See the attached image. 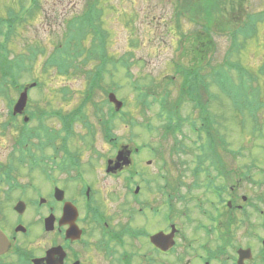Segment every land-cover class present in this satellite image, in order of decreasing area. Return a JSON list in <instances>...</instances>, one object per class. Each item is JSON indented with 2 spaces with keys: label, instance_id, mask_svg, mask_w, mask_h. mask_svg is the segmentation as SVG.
<instances>
[{
  "label": "rangeland",
  "instance_id": "374dc122",
  "mask_svg": "<svg viewBox=\"0 0 264 264\" xmlns=\"http://www.w3.org/2000/svg\"><path fill=\"white\" fill-rule=\"evenodd\" d=\"M91 2L94 4L97 2L104 11L102 27L107 31L104 30L108 36L109 56L118 60L128 57L132 63L127 69L117 65L113 73L114 77L107 76L103 80L102 86H109L108 92L102 90L103 93L96 94L93 105L87 107V118L84 120H75L76 116L71 117L81 105L83 93L88 88L87 80L81 75L66 77L52 73L49 78L42 79L43 85L36 88H30L28 85L27 102L23 108L20 106L22 109L19 111H15L16 108L9 111V103L0 100V176L6 166L15 161L18 175L16 180L23 185L31 186L26 193H21L20 190L9 193L6 190L8 186L0 180V202L4 197L5 200L9 199L10 204L25 198L31 200L35 198L34 193L39 192L48 196L54 180L56 186L67 192L66 200L73 202L76 201V191L81 185L91 183L99 190L95 194L94 203L95 207L108 218L111 225L108 230L117 229V226L125 224V227L131 226L135 229L130 231L137 232L134 236L125 238L127 250L134 254L130 264H150V258L156 255L148 247L149 239L135 236H140L139 232L143 230L153 234L157 233V230H168L164 217L171 213V206L166 202L165 193L170 191L162 189L167 181L166 178L174 186H177L181 180L188 185L191 183L188 180L189 175L182 177L183 174H179L180 179L178 175L177 181H174L175 173L169 165L181 170L180 164L196 157L201 147L198 133L203 129V137L206 141H213V145L217 139L219 144L226 142L225 147L222 146L217 152L219 157L216 154L215 157L225 160L226 181H230L231 187L239 192L238 195L236 194L237 206L246 208L243 214L242 211L237 212L242 224L238 228L227 227L225 264H230L231 256L237 255L238 250L250 248L253 253L249 261L245 259L247 264H254V261L264 264L259 253L264 249L262 246L264 214H261V211H264V117L260 116V112L257 114L260 126H263L262 135L253 134L254 124L247 123L242 129L243 117L235 115L230 102L232 95L212 86L213 100L208 105L209 94L203 85L200 92L195 95L197 100L187 97L181 94L184 91L181 87V77L174 71L175 65L178 64L181 67H196L198 70L193 74L192 79L197 78L193 80V85L195 87L201 85L202 73L199 67L206 66L211 58L214 61L213 65L222 63L230 41L215 35L210 39L203 28L194 25L187 18H181L183 31L181 32V28L176 29V23L179 21L175 18L179 7L178 0H40L39 9L29 14L33 19L28 18V25L20 30L29 42V47L44 52L38 51L36 77L40 75L41 66L55 44L65 41L68 21L80 16ZM246 7L252 13L264 12V0H247ZM258 38L259 42H249L242 59L245 67L251 71H256L264 63V31ZM91 39V35L87 36L86 40L83 36L82 52L76 55L77 57L86 55L92 47ZM14 45L13 49L20 53L22 50L20 43ZM204 73L208 74L205 71ZM226 76L229 78L227 90L236 93L242 88L246 93L247 90L241 86L239 75L235 71H229ZM30 80L24 78L21 84H31ZM132 80H138L150 90L147 107H142L138 103V92L132 86ZM202 82L204 84L206 80ZM262 87L264 88V83ZM62 88L69 90H63L65 92L63 94ZM168 91L170 93L164 95ZM112 94L121 101L126 98L127 102L124 100L126 107L122 109L117 104V99V102H112L110 100ZM159 94L165 96L166 104L160 105L157 102L161 98L157 96ZM13 97L17 100L19 93ZM198 99L203 109L200 105L196 106ZM123 111L126 115L122 116ZM206 111H210L212 121L209 117L208 120L214 127L207 122V115L204 114ZM245 112L249 117V113ZM12 113L15 121H9ZM170 114L175 117V124L168 125ZM147 126H150L152 131ZM167 128L180 130L173 134V132H165ZM215 131L216 136L213 135ZM19 132L23 133V137L25 132L29 133L24 137V145L30 149L25 150L24 154L30 153V159L37 157V160L27 161L22 166L17 164V151L14 150L17 145L15 139L19 138ZM59 147L64 151L65 158L60 161L69 168L65 170L67 173L59 172L58 169L54 171L57 164L52 160ZM137 148L141 152L137 153ZM228 149L231 150L230 153ZM121 151L123 160L119 162L120 171L117 172L118 169L114 171L110 167L111 172L108 173L107 161L111 159L113 167H116L114 162ZM232 151L235 152L232 154ZM40 155L42 159L39 160ZM78 158L80 160L76 163L66 161ZM126 160H131L135 164L126 166ZM253 162L255 164H252ZM79 164L80 168L72 171L74 167H79ZM249 167L250 171L247 172ZM79 169L84 179L77 178L80 175L75 176ZM44 170L51 172L50 175L48 176ZM146 180L151 183L145 188ZM137 186L140 187V191ZM203 191V189H195L189 197L190 192L186 189L183 193L191 199L184 203L179 200L177 203L173 201L177 213L183 212L181 211L183 206L190 208L193 223L188 221L183 224L180 219L177 223L185 231L187 238L194 233L197 242L206 239L202 238V233L195 232L199 216L195 208L198 205L197 199L204 203L203 206H209L205 204ZM243 197L247 198V202L242 200ZM138 198L140 202L137 201ZM0 206L5 208L8 206L6 210H10L6 213L1 212L3 219L6 220L2 222L3 225L14 226L16 215L12 207L4 203H0ZM74 206L76 210L79 208L83 216L82 206L77 202ZM140 209L144 210L145 216H141L143 213ZM156 209L161 211V215L155 219L151 216V212ZM130 211L135 212L134 215L132 212L131 219L127 215ZM186 213L189 215L188 210ZM28 214L24 215L22 220L24 223L29 221L30 234L19 236L16 245H21L26 251L39 257L44 255V251L54 239H57L58 234L44 233V228L38 222L42 213L35 216L34 209H29ZM202 222L206 223L204 220ZM90 232L92 233L87 239L90 240L93 236L91 240L97 243L100 229L96 233ZM13 253L14 250L11 249L6 254L8 256L4 258V264H19ZM97 253L92 251L90 255L97 258L98 264H117L103 254ZM156 257L159 262L157 264L174 263L173 259L168 260L165 256ZM188 258L187 256L185 264L190 261Z\"/></svg>",
  "mask_w": 264,
  "mask_h": 264
},
{
  "label": "trees",
  "instance_id": "16d2710c",
  "mask_svg": "<svg viewBox=\"0 0 264 264\" xmlns=\"http://www.w3.org/2000/svg\"><path fill=\"white\" fill-rule=\"evenodd\" d=\"M179 7L175 18L180 28L181 18H187L191 23L203 28L208 36L215 35L220 38H226L229 43V49L222 63H215L211 58L206 66L199 67L202 73L201 85L195 87L192 76L198 70L196 67L177 66L175 72L181 77V87L184 89L181 94L197 100L195 95L200 92L204 85L208 90V105L213 100L212 86L219 90L226 91L232 95L230 102L235 115H240L241 127L244 129L247 123L253 126V134H263V126H260L258 113L263 116L264 113V63L256 71L247 69L242 61L244 53L250 41H259V35L264 31V12L251 14L248 11L247 0H178ZM40 0H0V100H6L9 103V110L15 103L16 94L20 93L29 83L21 84L22 79H31L30 83H36L37 87L44 84L42 79L49 78L54 73L57 76L72 77L81 75L87 80V91L83 93V100L77 110L71 117L76 116L75 120H84L87 118L86 110L89 105H93L97 93L104 90L108 92L109 86H102L103 80L107 76L114 77V70L117 65L124 69L131 65V60L124 57L121 60L110 57L107 50L108 36L103 29V19L105 14L97 2L87 4L86 9L80 16H76L68 21L65 41L55 44L54 49L48 54L40 75L36 77L35 70L38 64L39 52L43 50L29 47V42L22 35L23 30L28 25V18L33 19L31 12L39 9ZM29 15V16H28ZM262 25V28H261ZM105 30V31H104ZM107 32V31H106ZM91 35L92 47L86 55L76 56L82 52L81 39ZM20 43L22 50L17 53L13 47ZM29 47V48H28ZM83 48L85 49L84 43ZM39 51V52H38ZM213 55V54H212ZM112 64V68H111ZM208 72V74H205ZM229 71H235L239 75V82L247 91L241 88L239 92L227 90L229 82ZM129 77V74H127ZM202 80H206L203 84ZM132 86L139 92L137 101L142 107H147L144 100L150 96V90L146 85L139 81H131ZM238 85V87L240 86ZM146 88V89H145ZM62 88L61 93L65 94ZM165 92L164 95L169 94ZM157 101L164 105L167 100L162 94L157 95ZM126 101V98H124ZM50 104V102H49ZM149 104V102H148ZM201 106L198 99L196 106ZM247 111L249 117L245 114ZM210 113V111H208ZM42 118V117H41ZM173 117L170 114V122ZM11 119H14L11 114ZM209 119L212 121L211 116ZM66 121V117H65ZM211 123L212 125V122ZM69 124H67L68 126ZM212 127H214L212 125ZM217 135V132H213ZM217 141V140H215ZM213 144V141H210ZM214 145L209 146L211 151L216 153ZM17 254L21 259H27L26 253L19 249Z\"/></svg>",
  "mask_w": 264,
  "mask_h": 264
},
{
  "label": "flooded vegetation",
  "instance_id": "af4514ba",
  "mask_svg": "<svg viewBox=\"0 0 264 264\" xmlns=\"http://www.w3.org/2000/svg\"><path fill=\"white\" fill-rule=\"evenodd\" d=\"M203 139L205 138L203 137ZM59 148H57V153L53 157V162L57 164V168H55L54 171L58 169L59 172L64 173L66 166L61 163L62 161H60V159L64 160V151L62 147ZM203 155L204 157L202 159L193 158L191 160L185 161L183 164H180L181 170L175 169L176 166L172 165V172L175 173L173 176L174 181H177L179 174H183L182 177L189 175L188 180L191 181V183L189 182L190 184L188 185V183L181 180L177 186H174L173 184L171 185V213L164 217V221H166L168 230H157V233L155 234L148 233L145 230L139 232L140 236H138V238L142 237L145 240L149 239L148 247H150L151 252H153L156 256L158 255L159 257L165 256L168 258V260L173 259V264H185V259L187 256L189 257L188 259H190V261L188 260L187 264H225L226 230L228 228L233 229L235 226L238 228L239 225L242 224V219L238 216V213L242 211L243 214L244 210H246V208L243 209L242 207L237 206L238 204L236 203V194L238 195L239 192L237 193V190L235 191L234 187H231L230 181H226L225 160L212 159L210 158L209 152H205ZM148 164L151 165L150 162H148ZM132 165H134L133 161ZM80 166L81 165L79 164V167L76 166L72 170L75 171L76 169L80 168ZM142 170L144 171V169ZM78 172H81L80 169ZM79 175L80 177L77 178L84 179L82 172ZM17 177L18 175L16 174V171H14L10 177V185H7L8 188H6V190L9 193L14 190H20L21 193H26L30 188L29 185L26 186L21 184L18 182L19 180H16ZM57 188L62 189L59 186H56V181H54V187H52L50 190L51 193H49V199L42 205L39 204L35 195L34 199H20L13 204L9 203V199L5 200V197L3 198L2 202H0L9 205L12 208H14L17 203H23L25 206V216L28 214L29 209H34L35 216L42 213V215H40L38 218L40 226L44 223V219L46 217L54 214L57 215L55 231L52 233V235L58 234L57 239H54L53 243L50 244V246L44 251V255H41L38 258H44L47 251L52 248L60 247L64 256L61 263L58 260H55V264H98L97 258L94 255H90L92 251L103 254L109 260L116 262L117 264H129L130 252L126 248L125 238H129L128 230L130 226L125 227V224H121L117 226V230L107 229L111 226L108 218L95 207L94 203L95 194L99 192V190H97L95 186H92L91 183H84L81 185L80 189L76 191V201L71 202L73 205L77 202V204L82 206L83 209V216L81 215V212L78 210V208L77 210L79 215L76 217V225L82 231V237L79 241L66 240L69 225H62L60 223V219L63 217L66 203H70V201L66 200L67 192H64V201L58 202L56 199H54L53 196ZM186 189L190 192V195H188L189 197H191V194L195 189H203L205 204H209V206H203L204 203L200 199H197L198 205L195 207L199 215L195 232L202 233V238H206L204 241L197 242L194 233L187 238L185 231L177 223L178 219H180L183 224L188 223V221L193 223L190 208L183 206V210L180 208V210L183 212L177 213V207L174 206L173 202L175 201V203H177L179 200L181 203H184L191 199L183 193V191ZM243 198L242 200L247 202V198ZM3 208L4 206H0V211H3ZM7 208L9 207L6 206L5 209ZM187 210L189 215L186 213ZM141 213H143L142 209ZM261 214H264V211H261ZM160 215L161 211L159 209L153 210L151 212V216L155 219ZM141 216H145V214ZM132 217L129 216L130 219ZM203 220L206 223L202 222ZM3 221L4 220H1V223ZM14 223H17V218L15 219ZM28 223L29 221L25 223L27 232L22 234L24 236L27 235L31 230V227ZM18 224H24V222L19 217ZM89 226L91 227L90 229ZM98 229L101 231L100 236H98L97 243H93V236L91 237L92 240H88L87 238L92 233L90 231L96 233ZM0 230L6 233L9 239L12 240V249L15 245V242H17L18 237L12 233L6 232L2 226L0 227ZM134 233L137 232L134 231ZM159 234H164L166 236L174 234L175 243L167 253L162 252L159 247L151 243V237ZM115 235L121 238L119 243L112 241ZM209 237H211V239ZM143 246L145 247V245ZM156 256L154 258H150V264L159 263L157 262ZM58 258L60 257H57V259ZM235 258L233 256V258L229 261L230 264H237V258L236 260ZM42 264H47V262Z\"/></svg>",
  "mask_w": 264,
  "mask_h": 264
},
{
  "label": "water",
  "instance_id": "95a60500",
  "mask_svg": "<svg viewBox=\"0 0 264 264\" xmlns=\"http://www.w3.org/2000/svg\"><path fill=\"white\" fill-rule=\"evenodd\" d=\"M110 100L112 102H117L116 101V97L114 95H110ZM26 101H27V93L24 92L22 95H21V98L20 100L18 101L17 103V107L15 109V111H19L20 109L23 108V106L26 104ZM117 104H119V106L121 107L122 104L120 102H118ZM22 106V108L20 107ZM123 155V153H120L119 154V157L117 158L118 162H121L123 160V158H121V156ZM127 163V162H126ZM119 163L117 165V168L119 167ZM73 215V212H72V209L70 206L66 207V211H65V221L69 222L71 217ZM75 218H76V215L74 217V221H75ZM53 224H54V220L51 218V219H48L46 221V230L47 231H52L53 230ZM76 228L74 227L73 229H71L69 232H68V236L72 238V236L70 235H74L75 233V230ZM75 230V231H74ZM17 231H25V229L19 227L17 229ZM152 242L157 244V245H165V242H166V239L165 238H162L160 236H156V237H152ZM9 248V244L7 242V239L4 235L0 234V255H3L4 253L7 252ZM165 249V248H163ZM56 255H59V249H53L51 250L50 252H48V255H47V260L49 262V264H54V257ZM63 258V256H62ZM250 258V254L249 252H243L241 251L240 252V260H239V264H244V260L245 259H248ZM42 261H35V264H40Z\"/></svg>",
  "mask_w": 264,
  "mask_h": 264
}]
</instances>
